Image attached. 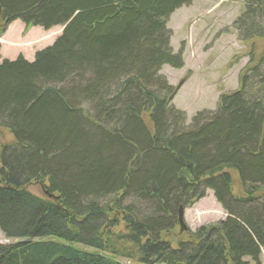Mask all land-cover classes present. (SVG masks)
Returning a JSON list of instances; mask_svg holds the SVG:
<instances>
[{
  "label": "trees",
  "instance_id": "16d2710c",
  "mask_svg": "<svg viewBox=\"0 0 264 264\" xmlns=\"http://www.w3.org/2000/svg\"><path fill=\"white\" fill-rule=\"evenodd\" d=\"M191 1L0 0V34L64 25L32 61L0 62V231L15 239L0 264H261L264 0L232 23L252 41L237 88L187 123L160 70L183 66L167 22ZM206 190L227 216L173 246L178 209Z\"/></svg>",
  "mask_w": 264,
  "mask_h": 264
},
{
  "label": "rangeland",
  "instance_id": "374dc122",
  "mask_svg": "<svg viewBox=\"0 0 264 264\" xmlns=\"http://www.w3.org/2000/svg\"><path fill=\"white\" fill-rule=\"evenodd\" d=\"M243 1L192 0L189 5L174 11L168 20V28L172 32L171 47L174 52L182 51L184 65L180 69L163 66L160 73L168 83L177 87L173 104L187 114V122L198 111L214 109L221 93L235 90L238 86V76L249 61L247 53L251 51L252 44V41H243L232 27L242 10ZM62 31L63 25L44 30L36 25L26 26L20 19H14L4 26L0 34V62L18 56L32 60L36 51L52 44ZM253 43L254 52L258 55L264 47V41L257 39ZM6 133L0 132V143L3 137L9 138ZM29 188L37 194L43 193L39 186ZM224 216L223 209L209 190H206L205 196L184 209L185 226L191 231ZM184 236L176 225L172 234L173 246L176 240ZM13 242L15 239L7 240L0 231V245ZM83 249L96 251L85 246ZM117 259L123 264H131L126 259ZM261 264H264V254L261 255Z\"/></svg>",
  "mask_w": 264,
  "mask_h": 264
},
{
  "label": "water",
  "instance_id": "95a60500",
  "mask_svg": "<svg viewBox=\"0 0 264 264\" xmlns=\"http://www.w3.org/2000/svg\"><path fill=\"white\" fill-rule=\"evenodd\" d=\"M0 14H1V6H0ZM183 211L184 209L181 207L178 209V213H177V223H178L180 232L186 230V226L184 223V217H183V214H184Z\"/></svg>",
  "mask_w": 264,
  "mask_h": 264
}]
</instances>
